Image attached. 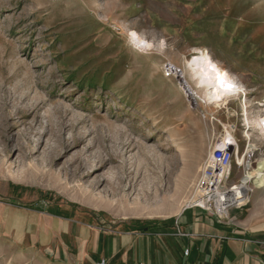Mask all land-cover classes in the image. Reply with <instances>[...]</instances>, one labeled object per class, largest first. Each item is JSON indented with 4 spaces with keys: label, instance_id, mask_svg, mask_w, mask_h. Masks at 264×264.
<instances>
[{
    "label": "rangeland",
    "instance_id": "obj_1",
    "mask_svg": "<svg viewBox=\"0 0 264 264\" xmlns=\"http://www.w3.org/2000/svg\"><path fill=\"white\" fill-rule=\"evenodd\" d=\"M226 145L221 222L195 201ZM263 165L264 0H0V264H264Z\"/></svg>",
    "mask_w": 264,
    "mask_h": 264
},
{
    "label": "built area",
    "instance_id": "obj_2",
    "mask_svg": "<svg viewBox=\"0 0 264 264\" xmlns=\"http://www.w3.org/2000/svg\"><path fill=\"white\" fill-rule=\"evenodd\" d=\"M229 148L226 145L213 153L202 172L195 201L197 207L221 222L230 220L232 212L242 209L248 202L243 190L227 187L233 161Z\"/></svg>",
    "mask_w": 264,
    "mask_h": 264
},
{
    "label": "bare ground",
    "instance_id": "obj_3",
    "mask_svg": "<svg viewBox=\"0 0 264 264\" xmlns=\"http://www.w3.org/2000/svg\"><path fill=\"white\" fill-rule=\"evenodd\" d=\"M194 61L196 62L194 71H199L198 74H200L201 84H206L208 82V84L215 85V94H224L226 91H228L227 89L220 87L217 79L218 77L223 79L226 83H232L234 85L229 74L225 70L217 66L213 61L209 60V57L207 55H205L204 57L202 56L201 58H196ZM263 170L264 165L260 169H258V171H260L258 173L260 176H263V173H261ZM248 179L249 177H247L244 182L248 183Z\"/></svg>",
    "mask_w": 264,
    "mask_h": 264
},
{
    "label": "crops",
    "instance_id": "obj_4",
    "mask_svg": "<svg viewBox=\"0 0 264 264\" xmlns=\"http://www.w3.org/2000/svg\"><path fill=\"white\" fill-rule=\"evenodd\" d=\"M229 245V244H228ZM235 256L232 258L233 264H235L236 257L240 259L239 264H261V261L254 255V253L248 252V251H243V250H238V252H234ZM231 263V262H230ZM226 263V264H230Z\"/></svg>",
    "mask_w": 264,
    "mask_h": 264
},
{
    "label": "snow or ice",
    "instance_id": "obj_5",
    "mask_svg": "<svg viewBox=\"0 0 264 264\" xmlns=\"http://www.w3.org/2000/svg\"><path fill=\"white\" fill-rule=\"evenodd\" d=\"M133 35H135V34L133 33ZM217 79H218L220 87L225 88L227 90H231L234 88V85L232 83H226L223 79H221L219 77Z\"/></svg>",
    "mask_w": 264,
    "mask_h": 264
},
{
    "label": "trees",
    "instance_id": "obj_6",
    "mask_svg": "<svg viewBox=\"0 0 264 264\" xmlns=\"http://www.w3.org/2000/svg\"><path fill=\"white\" fill-rule=\"evenodd\" d=\"M220 264V263H219Z\"/></svg>",
    "mask_w": 264,
    "mask_h": 264
}]
</instances>
